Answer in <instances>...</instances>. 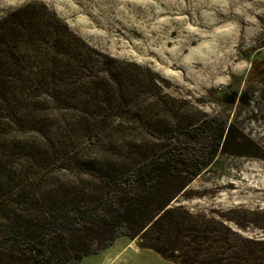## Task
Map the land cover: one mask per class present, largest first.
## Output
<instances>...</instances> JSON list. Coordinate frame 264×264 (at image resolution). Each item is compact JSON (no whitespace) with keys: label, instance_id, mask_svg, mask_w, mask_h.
<instances>
[{"label":"rangeland","instance_id":"1","mask_svg":"<svg viewBox=\"0 0 264 264\" xmlns=\"http://www.w3.org/2000/svg\"><path fill=\"white\" fill-rule=\"evenodd\" d=\"M263 13L264 0H0V80L27 102L0 101V264H36L3 244L10 221L90 207L92 167L129 171L212 119L236 139L173 204L264 240ZM79 264L178 263L120 237Z\"/></svg>","mask_w":264,"mask_h":264},{"label":"trees","instance_id":"2","mask_svg":"<svg viewBox=\"0 0 264 264\" xmlns=\"http://www.w3.org/2000/svg\"><path fill=\"white\" fill-rule=\"evenodd\" d=\"M8 85L0 80V101L9 100L13 113L22 111L26 100L17 103L11 99L14 93ZM48 87L40 84L34 92L46 93ZM96 124L90 127V134L99 138ZM233 129L212 119L204 125L182 128L181 135L169 134L176 142L172 148L132 165L129 171L118 172L106 165L92 167L90 172L100 181V194L91 195L90 207L76 203L75 198L52 204L35 229L12 220L3 244L36 264H79L120 237L138 240L140 248L178 264H264V240L244 238L224 224L173 204L214 163L220 151L227 152L229 143L236 139ZM185 137L190 144L184 146ZM202 139L204 145L199 146ZM87 167L81 164V168ZM25 208H29L28 203Z\"/></svg>","mask_w":264,"mask_h":264},{"label":"bare ground","instance_id":"3","mask_svg":"<svg viewBox=\"0 0 264 264\" xmlns=\"http://www.w3.org/2000/svg\"><path fill=\"white\" fill-rule=\"evenodd\" d=\"M263 14H264V13H263ZM263 19H264V18H263ZM263 21H264V20H263ZM239 43H240V42H239ZM239 43H238V44H239ZM241 43H242V42H241ZM245 55H246V54H245ZM246 56H247V55H246ZM237 61H238V60H237ZM230 62H231V61H230ZM235 62H236V60H235ZM216 77H217V76H216ZM232 80H233V79H232ZM231 82H232V81H231ZM233 82H234V81H233Z\"/></svg>","mask_w":264,"mask_h":264}]
</instances>
